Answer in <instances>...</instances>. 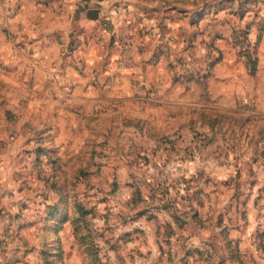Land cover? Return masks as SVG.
Returning <instances> with one entry per match:
<instances>
[{
	"label": "crops",
	"instance_id": "0c3cea01",
	"mask_svg": "<svg viewBox=\"0 0 264 264\" xmlns=\"http://www.w3.org/2000/svg\"><path fill=\"white\" fill-rule=\"evenodd\" d=\"M207 19L191 0H0V264H93L87 248L109 241V224L83 183L82 203L97 205L77 213L72 173L120 165L95 152L120 149L121 105L192 101L177 65H201ZM216 46L210 80L236 89L243 65L228 36ZM257 53L261 71L263 34ZM65 165L75 169L64 179Z\"/></svg>",
	"mask_w": 264,
	"mask_h": 264
},
{
	"label": "rangeland",
	"instance_id": "374dc122",
	"mask_svg": "<svg viewBox=\"0 0 264 264\" xmlns=\"http://www.w3.org/2000/svg\"><path fill=\"white\" fill-rule=\"evenodd\" d=\"M191 3L208 18L199 33L200 67L177 65L181 93L192 101L121 105L120 149L95 152L120 156V165L60 168L64 179L75 169L76 210L97 205L82 203L80 183L104 203L109 241L89 246L93 264H264V68L257 53L264 0ZM230 15L242 26L218 23ZM227 36L243 65L236 89L210 80L222 60L216 41Z\"/></svg>",
	"mask_w": 264,
	"mask_h": 264
},
{
	"label": "trees",
	"instance_id": "16d2710c",
	"mask_svg": "<svg viewBox=\"0 0 264 264\" xmlns=\"http://www.w3.org/2000/svg\"><path fill=\"white\" fill-rule=\"evenodd\" d=\"M77 211H78V214H80V216L82 217V216H85L89 211H86L85 210V208L84 209H82V208H80V207H78L77 206ZM88 249V252L90 253V248L88 247L87 248ZM91 255H92V253H90ZM46 264H49V261H46Z\"/></svg>",
	"mask_w": 264,
	"mask_h": 264
}]
</instances>
